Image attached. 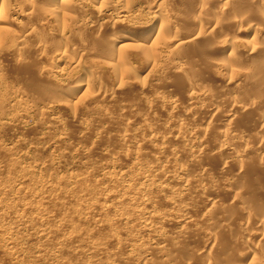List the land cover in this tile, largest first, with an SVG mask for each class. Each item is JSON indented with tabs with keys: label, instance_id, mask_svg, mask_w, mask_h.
I'll return each instance as SVG.
<instances>
[{
	"label": "bare ground",
	"instance_id": "bare-ground-1",
	"mask_svg": "<svg viewBox=\"0 0 264 264\" xmlns=\"http://www.w3.org/2000/svg\"><path fill=\"white\" fill-rule=\"evenodd\" d=\"M130 1L125 0L119 6L112 0H0V127L5 126L4 122L16 115L13 113L17 112L21 104L17 96L13 95L15 92H8L9 89L2 81V60L7 57L21 65L29 64L30 55L34 56L37 64L40 60L48 61L50 65L38 64L35 68L36 76L42 82L55 75L65 76V70L60 69L59 64H66L70 70L85 67L87 63L86 66L91 68L89 60L92 59V65L97 63L108 68V75L118 83L117 89L108 90L101 85L97 75L92 72L94 70L83 75L74 85L70 83L71 88L65 85L63 87L62 84H55L51 89L46 86L40 88L42 84L36 80L30 82L29 88L38 89L39 95L48 96L49 101L54 102L51 96L56 99L55 102L66 100L67 105L74 99L78 102L86 100L89 93L95 99L104 100L102 95L110 93L107 97L115 96L120 88L135 85L145 108V114H138V118L150 116L153 103L142 95L143 83L135 84L130 60L140 57L151 71L162 60L167 63L170 70L168 72L182 77L188 105L180 112L178 100H165L156 94L153 102L165 109L168 118L160 119L163 131H154L142 118L137 122V128L133 122L125 120L123 130L116 135L120 151L117 149L116 153L111 152L106 161L100 164L96 175L71 172L61 175L55 168L45 175L44 172L48 173L53 169L52 153L48 150L45 151V159H34L25 165L30 158L27 151L16 153L13 148L8 149L6 153L15 158L10 159L6 166L12 168L14 174L10 179L0 181V244L5 247L2 253L10 264H25L18 259L17 248L22 243L18 247L19 241L15 240V235L20 229L23 228L24 231V228L29 227L34 229L35 232L32 233L38 238L53 241V251L44 245L38 250L42 257H48L46 264H69V261H58L59 256L68 253L75 257L82 256L84 262H80L81 264H121L123 260L136 262L140 258H143L141 264H148L155 260L151 261L155 256L159 259L158 264H189L184 257L188 254L177 255V251L181 253L183 249L178 243H182L187 237L190 239L191 234L187 235V231L191 227L197 228L199 234H202L201 253L190 249H184L182 253L190 251L195 256L193 259L199 260L195 263L214 264L210 255L215 251L218 239L209 233L213 226L210 218L216 211L225 209L220 202L222 198L219 200L220 195L217 198L216 193L224 192L234 204L245 199L238 189V186L245 184L241 189L246 191L245 178L244 183L241 178L242 184L240 181L236 186L233 185L234 182L223 184L220 191L208 187L210 183L208 188L205 187L203 181H206L207 174L213 170L208 168L213 167L216 158V172L225 181V176L232 171L229 167L235 169L234 173L238 177L244 170L243 164L248 155L263 149L264 110H260L259 106L264 94V0H146L151 22L139 30L129 29L127 25L130 11L127 4ZM107 11H111L116 17L109 16L106 19ZM107 32H111V36L104 35ZM238 32L244 35L240 36L244 37L240 41L250 52L237 51L239 38L235 34ZM103 36L108 37L106 42L103 41ZM99 44L100 47L97 46ZM95 47L98 48V53L93 50ZM209 56H213V59ZM257 56L261 60H254V63L253 58ZM219 72L226 75L224 81ZM195 77L202 82H220L219 91L223 96L226 89H230L229 92L241 89L246 98L223 99L222 95L217 94L219 99H210L207 91L194 87ZM125 84L128 86H124ZM197 114L204 115L202 118L200 116L204 120L201 126H193V121H197ZM73 116L74 120H81ZM239 116L242 117L240 122L237 118ZM169 118L174 124H170L172 120ZM254 120L255 126L251 124ZM217 121L222 126L220 129L212 126ZM58 122L53 118V125L59 124ZM211 127L214 132L212 129L210 131ZM245 128H252V137L245 135ZM210 132L215 133L212 148L206 145ZM51 141L50 145L54 147L58 143L62 144L64 138L58 137ZM87 153L88 151H81L80 154L86 156ZM257 157L256 164L251 163L254 164V170L255 167H264V154ZM204 158L207 161L212 158L215 162L209 165L203 161ZM116 159L125 165L116 169ZM250 162L246 161V164L249 165ZM252 166H249L250 169ZM250 169L246 167V171L249 172ZM209 176L208 179L211 180L212 177ZM255 178L253 179L256 180ZM257 181L250 185L254 187L259 184L255 192L260 189L261 195H264V181ZM251 192L248 195H252ZM191 196L200 198L204 203L196 205L195 199L190 200ZM262 198L259 200L261 203L264 202ZM250 200H246L247 203L250 204ZM255 203L251 205H263L261 208L264 210V203ZM245 212L242 217L246 222L238 236L242 235L238 238L229 236L246 249L252 264H259L256 248L258 242L264 241V218L257 215L252 220L251 223L260 228L256 234L249 228L252 212ZM75 221L82 223L81 226ZM85 224L89 226L82 227ZM106 230L110 231L108 238L100 235ZM170 234L175 235L174 240L169 237ZM143 235L151 237L153 243L143 242L139 245ZM75 243L79 245L70 251L68 247ZM108 245H112L115 251H109ZM121 251L127 252L123 258ZM216 254L219 258L220 254ZM42 257L39 258V263L44 260Z\"/></svg>",
	"mask_w": 264,
	"mask_h": 264
},
{
	"label": "rangeland",
	"instance_id": "rangeland-1",
	"mask_svg": "<svg viewBox=\"0 0 264 264\" xmlns=\"http://www.w3.org/2000/svg\"><path fill=\"white\" fill-rule=\"evenodd\" d=\"M112 1H115L117 5L121 6L125 0H112ZM146 3H147L146 0H131L127 4V6L129 7V9L128 8L127 9L130 10V11L127 10L129 12V18L127 19L128 20L127 25L129 26V29L139 30V29L146 27L150 24V22H151L150 18L151 17H150L149 12H148L149 5H148V3L147 4ZM113 14L114 13H111V11L105 12L106 19L109 16L112 18L116 17V15L115 14L113 15ZM15 27H16V25H15ZM118 28L120 29L121 27H118ZM108 34L111 36V32H107L104 35L107 36ZM235 35H236L237 39L239 38V41H240V38H241V40H242V38H244V37H240V36H244L242 33L238 32ZM106 36L102 37L104 42H106V40L108 38ZM239 41L237 44V51L240 50L239 53L250 52V49H248V47L246 45H245L246 47L245 46L243 47L244 44L241 41L240 42ZM97 46L100 47V44ZM96 49H98V48L95 47L93 50L97 51L96 53H98L99 51ZM74 55H75V57L77 56L76 52L74 53ZM30 56L31 57L29 58V60H30L29 64L28 63H22V65L17 64V62L14 59H11L10 57L4 58L2 60V65H1L2 69H3V71L1 72L2 76H3L2 81L4 82V85L6 86V88L9 89V91L7 90L8 92H12V91L15 92V93H13V95L15 94V96H17V100L21 103L20 104L21 108L19 107L17 109V112L13 113V114H16V115H14L13 118L10 117L9 120L4 122L5 126L0 127V181L10 179L14 174V170H12V168H9L8 166H6V165H9L10 161L13 158H15L14 155L6 153L8 151V149H10V148H13V150L16 151V153H20V152L25 153V151H27V153H29L30 158L27 159V161H26L27 163H25V165L29 164L34 159L35 160L38 159V161L41 159L42 160L45 159L46 158V153H45L46 150H48L49 153H52L53 169L49 170L48 173L44 172L45 175L46 174L48 175L50 173V171H54L55 169H56L55 171L59 170L60 172L59 171L58 172L61 175L62 174L64 175V174L70 173V172L71 173H81L82 175L85 173L86 174L88 173L90 175H96L97 169L100 168L101 163H104L106 161L107 156H110L111 152L113 154L116 153L117 149H118V151H120L116 135L121 133V131L123 130V128H124L123 125L125 124V120L133 122L135 124V127L137 128V126H139L138 123H139L140 119L142 118V119H144V121H146L148 123V125L151 126V129H153V130L155 129L154 131L159 132V133L163 131V129L161 128L162 123H161L160 119L164 120V119H168V118L166 116L167 114H166L165 109L162 106L158 105L157 103L153 102V99H154L153 97H155L156 94L161 96L165 100H171V99L172 100L173 99L178 100V103H179V107H178L179 110L178 111H180V112H182L181 110H185L188 106L186 104V101H185L186 90H185V85L183 84V81L181 80L182 77H179L178 75H176L174 73L171 74V72H168V71H170L169 67H168L167 63L165 64L162 60L159 61L157 66L154 69H152V71H151L150 67L148 68L146 63H144V61L141 60V58L138 56L134 57L130 60L132 69L134 70L133 80L135 79V84L138 82L141 84L143 83L144 90L142 91V95L144 94V98H146L150 103H153V105H152L153 108L151 109V111L149 113L152 115V116L150 115L151 117L150 116L146 117L147 115H145V117L140 116L141 118H138V114L139 115L145 114V112L143 113V111H145V108L143 106L142 100L138 96L139 93L136 92L138 89L135 88L136 87L135 85H132L130 88L127 84H125L124 86L127 85L128 88H125V87L120 88L121 90H118L116 92V94H114L115 96H111L113 98L107 97V96H110V93H109V95L105 94L106 96L102 95V97L104 96L107 99L109 98V100L105 99L104 97H103L104 100L102 99L103 101L100 98L95 99L93 94L89 93V95H87V99H86L87 101L82 100L81 102H78V101H76V99H74L70 103L67 104L68 106L66 105V100H63L60 102H55L56 99L53 96H51V97H52V99H54V102L52 100L49 101L50 98L48 96L44 97V96L39 95L38 89H35V88L31 89V87L29 88V84L31 81L35 82V80H36V82L38 81L40 84H42V86L40 88H44L46 86L47 88L49 87L51 89L52 86L55 84H58V85L62 84L61 86H63V87L65 85V87L70 86L69 88H71L72 87L71 85H74L75 83L79 82L80 78L84 77L83 75H86V73L87 74L91 73V71L94 70L92 72H94L97 75L99 82L102 83L101 85L106 86L105 88H107L108 90H110L112 88L117 89L118 83L116 82V80L114 78H112V76L108 75V68L106 66H102V65L99 66L97 63L95 64L96 66L92 65V63H90V62H92L91 61L92 59L91 60L88 59L89 65L91 66V68H88V66H86L88 64L87 62H85V64L87 63L85 65V67L81 66L80 68L72 69V70H70L69 66H67L66 64L65 65L59 64L58 66L60 67V69L64 68L65 76L55 75L53 78H47V79H45V81L42 82L36 76V70H35L36 65L40 64V65L47 66L50 64L48 61H45V60H40V61H38V64H37L36 63L37 61L34 60V56L33 57H32V55H30ZM209 57H210V59H213L212 58L213 56L212 57L209 56ZM259 58L260 57L257 56L255 58H253V61L256 60L257 62H259V60H261ZM88 60H86V61H88ZM93 61H94V59H93ZM254 63H256V62L254 61ZM250 65L251 64H249V66ZM202 66H203V64H202ZM95 71L98 72L99 74L96 73ZM3 72H4V74H3ZM219 73H221L219 75L223 76V77L221 76V80L224 81L226 79V75H224L223 72H219ZM195 79H196V83H195L194 87H196L199 90L207 91L209 96H210V99L215 100V97L220 98L221 95L223 96V94L219 91L220 90L219 87L221 86L220 82H214L212 80L202 82V81L198 80L197 77H195ZM70 83H72V84L70 85ZM229 90L226 89V91L224 92V96L222 97L223 99H227V98L228 99H232V98L238 99L239 98L238 100H242V99L244 100V98H243L244 93L243 94L241 93V91H242L241 89H239L238 91L232 89L231 92H229ZM119 91H120V94H119ZM227 92H229V94ZM99 94L101 96V93H99ZM99 94H98V96H99ZM217 94L218 95L220 94V96H217ZM211 95H212V97H211ZM88 96H89V100H88ZM92 96L94 99L92 98ZM247 96H249V95H247ZM263 96H264V94H262V97H261L263 104H262V102H260L261 107L259 106V109L263 108V110H264V107H262V105L264 106ZM41 97H42V99H41ZM244 97L246 98V94ZM219 98H217V99H219ZM261 98H260V101H261ZM73 115L79 117L81 119L80 120L81 122L77 119H76L77 121L74 120ZM237 115H239V114H236V116ZM200 116L202 118L204 115L203 114H197L195 119L197 117L198 118H197V121H193V126H195V125L197 126L199 124L201 126L203 124L202 122L204 120L202 121ZM53 118L58 120L59 124L53 125L52 124ZM145 118H146V120H145ZM149 118H151V119H149ZM237 118L239 121L240 118H242V117L239 116ZM169 119H171V118H169ZM122 122H124V123H122ZM255 123H256V121L254 120V122H252L251 124L253 126H255ZM170 124H174V121L172 120ZM189 124H190V126H192L191 125L192 123H189ZM212 126L215 128L218 127V129H220L222 127L221 124L219 123V121L214 123V125H212ZM213 127L210 128V131L213 130V132H214V129H212ZM247 129H249V128H247ZM247 129L246 128L244 129L245 130L244 132L245 133L247 132V134H245V135H249L250 137H252V135H250V134H252L254 131L252 132V128H250L248 131H247ZM213 132L212 133L210 132L211 133L210 136L212 134L213 135L211 137L208 136V138H209V139L207 138L208 142L206 141V143H207L206 145H208V146L210 145L211 146V147L209 146L210 148H212V146L214 145L213 139H214L215 133H213ZM53 137L55 139H57L58 137H62V138H64V141L62 142V144L58 143V144L54 145V147H52L50 145V143L52 142L51 140L54 139ZM212 137H213V139H212ZM48 141H49V143H48ZM262 148L263 149H260L254 153L249 154L246 159L244 158L247 162H249V161H251V162L248 165V164H246V161L244 160L246 165L243 164L244 170L241 171L240 174H238V177L234 173L235 169L233 170V167L232 168L229 167V169H232V171L230 172L231 174L230 173L227 174L230 171L228 169V172L226 173L227 175L225 176L226 182L224 181V178H220L216 172V166H217L216 163H218V161H217L218 159L216 158V162H215V161H213L212 158L211 159L209 158V161H211V163L209 161H207L208 160L207 158L203 159V161L205 160L204 162H207V164L209 163V165L210 164L213 165L214 162H215L214 165L216 164V166L213 165V167L209 166V168H208L211 170L213 169L212 170L213 172L211 171V173H213L214 176H212L211 173L207 174V177H206L207 179L205 178L206 181L205 182L203 181V183H205V187H207L208 184L210 183L212 186L210 185L208 187L217 188L219 190V188L223 184H226L227 182H229V184H233V182H234L233 185L236 186V185H239L240 181H241L240 184H242L241 178H243V183L245 182L244 181L245 179L247 180V186H248V188L246 186V191H245V189L244 190L241 189L242 187H245V184L244 185L242 184V186L241 185L238 186V189H240L239 191L243 194V196L245 198L242 200L241 203H238V204L231 203L230 200H228L227 195L224 194V192H222L223 193L222 194V193H220L221 191L219 190L220 192L216 193L217 198L219 197L218 195H220V197L218 198L219 200H220V198H222V200L225 199L223 201L222 200L220 201L224 204L225 209L222 210L223 212L221 210L216 211L215 214L213 215V217L210 218V219H212L210 223L213 226H212L209 233H212L213 234L212 236H214L218 239L215 247L219 248V249L215 248L214 249L215 251H213V254L210 255V257H212V259H213L211 261H213L214 264H217V263H220V264H224V263L225 264H231L232 263L233 264V262L235 264H252V261H250V258L247 257L248 253H247L246 249L245 248L243 249V247L241 245H239L238 243H235V241H232V240L234 239L233 237L238 238L242 235L241 234L240 236H238L240 233H242L240 229H241L242 225L244 224V222H246L245 218L242 217V216H244L243 213L245 211H246L245 213H247V211H249L250 213L252 212L251 213L252 215L249 213L251 215V216L249 215L251 218L249 223H251V222L253 223L252 220L257 215H258L257 217H260L261 219H262V217L264 218V210L261 208V207H263V205H261V206L259 205V204L264 203L263 201H262V203L260 202L261 201L260 198L263 197L262 200H264V195H261L262 192H260V189L257 190L259 192H255V190L258 189V187H256V186L259 184H257L254 187L252 186V184L250 185L251 182L252 183L254 181L256 182V180H258L259 182H261L260 179L262 180V182L264 181V173H263L264 167L263 168L255 167L256 170H254V164H256L255 159L258 158L257 155L264 154V145L262 146ZM81 151H86V152L88 151V153L86 156H84V155L80 154ZM253 162H255V163L251 164ZM114 165H115L114 167L116 169H119V168H122L125 164H124V162L122 163L121 160L118 159V161H117V159H116V162ZM244 166H245V168H244ZM249 166L253 167V168H251L252 170L250 169ZM246 167H247V169H250L249 172L246 171ZM252 171H253V173L257 172V174L254 173V176H252V174H253ZM260 171H261V173H260ZM243 172H244V175H242ZM249 173H251V174H249ZM209 175L212 177L211 180L213 182H211L210 178L208 179ZM255 175L257 177H260V178L258 179ZM246 177H248V178L250 177L251 181ZM253 178H255L256 180H254ZM258 181H257V183H259ZM206 182H208V183H206ZM255 182L253 183V185L256 184ZM213 185H215V187ZM251 188H253V189H251ZM251 191L254 193H252ZM250 192L252 195H250V194L248 195V193H250ZM256 194H258V195H256ZM254 195H256L258 198ZM248 196H249V198H248ZM251 197L256 198V199L253 198L254 202L252 199L250 200ZM192 199H195L197 201L198 204L196 203V201L194 202V200H193V202L196 205H200V204L204 203L203 201L202 202L200 201L201 200L200 198L197 199L195 196H191L190 200H192ZM246 200L247 201L250 200L251 203L250 204H249V202L247 203ZM256 200H258V201H256ZM229 202H230V204H229ZM255 202H257V203H255ZM253 203H255L259 206H253L254 205ZM251 204H253V205H251ZM258 207L260 208V210ZM164 209H165V207H164ZM241 213H242V215H241ZM226 214H227V216H226ZM225 220H227V221H225ZM262 220L264 221V219H262ZM75 223L79 224L80 226L82 224L79 222L77 223V221H75ZM252 223L249 225V228L251 229L252 232H255L257 234L258 230L260 228L256 225L252 224ZM86 226H89V225L85 224V226H82V227L85 228ZM28 229L24 228V231H22L23 230V228H22L18 231L19 233L16 232L17 234L15 235V237L17 238V239L15 238V240H17V242L19 241L18 247L22 243V245L20 246L21 248L20 247L17 248V250H18L17 252L19 253V254L17 253L18 259H19V261H21L20 263L46 264V261L48 263V260H47L48 257H46V256L42 257L41 254L38 253L39 252L38 250H40L42 245H44L47 249H50L51 251H53L52 248L55 247L52 244L53 241H51L52 242L51 243V242H48L51 239L50 240H47L45 238L40 239L37 236H35L34 233H32L34 231L33 228H30L29 230ZM117 229H119V227H117ZM198 231L199 230H197V228H195V227L188 228L187 233L188 232L189 233L187 235L191 234L189 236L191 241L187 237L186 239L182 240L183 241L182 243H178V246L180 248L182 247L183 249L182 250L179 249V250H181V253H179L180 251H177V255L182 254L181 256H184V255L188 254V256H189V255H191L190 251H196L197 253H201V250H202L201 249V246H202L201 242H203V240H201V238H200L202 236V234H199L200 231L199 232ZM102 232L100 233V235L103 234L102 236L104 238H108L107 236L110 234V231L106 230V231H102ZM105 232H106V234H105ZM105 235H106V237H105ZM173 235L174 234L169 235V237H171L172 240H174V238H175V235H174V237H172ZM229 235L230 236L233 235V237H230ZM147 237H148V240H147ZM147 237H146V235H143L141 240L138 242V244L140 245L143 242H144V244H147V242H152L151 237H149L148 235H147ZM227 237H228V239H227ZM194 238H197V239H194ZM143 239H145V240L143 241ZM175 242H176V240H175ZM152 243H150V244H152ZM263 243H264V241L258 242L257 248H256V251H257L256 257L258 258V261L259 260H260V262L262 261L261 264H264V244ZM78 245H79L78 243L71 244L68 248H70L69 250L71 251V249H73L74 247H76ZM111 246L112 245H110V246L108 245L109 251H112V250L115 251ZM4 249H5V247L3 246V244H0V264H10L8 262L6 256L2 253L4 251ZM184 249H186L187 251L190 249V251L182 253L183 251H185ZM214 252H216V253L218 252L220 254L219 258H217L218 254H216V253L214 254ZM120 253H121L122 258H123V256L125 257V255H124L125 253L127 254L126 251L125 252L121 251ZM188 256L187 255L184 256L186 263L198 264L195 262H198L199 260L197 259V261H196L193 259L195 256H193V255H191L189 257ZM214 256H216V257H214ZM40 257H42L44 259L42 261V263L38 262ZM155 257L152 258L151 261L153 259H155V260H153L152 263L158 264L159 262L157 263V261H159V259H158V257H156V258ZM223 257H224V259H223ZM189 258L191 260H189ZM223 260H226L227 262L226 261L223 262ZM58 261L59 262L69 261V264H77V263L79 264L80 262L82 263V261L84 262V258L82 256L75 257L73 254L68 253V254L59 256ZM142 261H143V258L138 259L136 262H130V261L125 262V260H123V263H121V264H141ZM215 261H217V263ZM260 262H259V264H260ZM152 263L149 262L148 264H152ZM160 263H162V262H160ZM171 263H168V264H171Z\"/></svg>",
	"mask_w": 264,
	"mask_h": 264
}]
</instances>
